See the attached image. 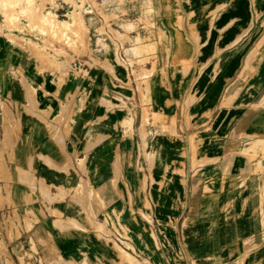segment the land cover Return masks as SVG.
I'll list each match as a JSON object with an SVG mask.
<instances>
[{
    "label": "crops",
    "instance_id": "1",
    "mask_svg": "<svg viewBox=\"0 0 264 264\" xmlns=\"http://www.w3.org/2000/svg\"><path fill=\"white\" fill-rule=\"evenodd\" d=\"M88 20L86 59L129 107L79 113L55 158L36 150L55 142L57 105L23 114L33 129L0 167L14 263L34 249V264H131L124 224L148 264H264V0H97ZM124 114L128 136L113 135Z\"/></svg>",
    "mask_w": 264,
    "mask_h": 264
},
{
    "label": "rangeland",
    "instance_id": "2",
    "mask_svg": "<svg viewBox=\"0 0 264 264\" xmlns=\"http://www.w3.org/2000/svg\"><path fill=\"white\" fill-rule=\"evenodd\" d=\"M94 6L97 0H0V103L4 106L9 101L15 108L9 111L3 125L0 123V167L5 163V154L16 151L25 130L33 129L25 128L23 114L30 113L32 108L43 109L42 103L50 110L57 105L52 121L44 125L46 130L53 131L55 142L38 147L36 153L39 157L51 154L53 158L55 152L64 151L61 135L79 113L91 114L98 122L117 109L129 107L126 84L100 69L102 62L86 59L90 54L88 18ZM46 97L54 103L44 102ZM97 105L102 109L94 113ZM127 116L111 122L113 135L128 136L126 124L121 121ZM120 145L117 141L112 149L113 164L119 162ZM5 220L0 222V233L9 230ZM116 228L122 245L131 254L130 263L148 264L150 257L126 243L132 238L126 226L120 224ZM8 247L0 241V264H15ZM36 254L34 249L26 251L22 262L34 264ZM73 261L72 257H56L53 253L48 264H73Z\"/></svg>",
    "mask_w": 264,
    "mask_h": 264
},
{
    "label": "bare ground",
    "instance_id": "3",
    "mask_svg": "<svg viewBox=\"0 0 264 264\" xmlns=\"http://www.w3.org/2000/svg\"><path fill=\"white\" fill-rule=\"evenodd\" d=\"M39 11V10H38Z\"/></svg>",
    "mask_w": 264,
    "mask_h": 264
}]
</instances>
